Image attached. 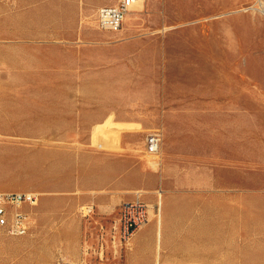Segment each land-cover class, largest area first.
Listing matches in <instances>:
<instances>
[{
  "label": "rangeland",
  "instance_id": "374dc122",
  "mask_svg": "<svg viewBox=\"0 0 264 264\" xmlns=\"http://www.w3.org/2000/svg\"><path fill=\"white\" fill-rule=\"evenodd\" d=\"M73 1L52 0L51 14L0 0V193L38 196L22 207L25 235L0 227V264H123L120 204L88 151L111 115L139 127L138 190L156 161L158 190L166 167L168 204L196 208L214 255L264 264V15L241 12L256 0H147L117 34L95 29L93 7L118 0H82L80 31ZM167 119L164 162L145 139ZM95 135L118 149V136Z\"/></svg>",
  "mask_w": 264,
  "mask_h": 264
},
{
  "label": "crops",
  "instance_id": "0c3cea01",
  "mask_svg": "<svg viewBox=\"0 0 264 264\" xmlns=\"http://www.w3.org/2000/svg\"><path fill=\"white\" fill-rule=\"evenodd\" d=\"M82 2V0H74L70 6V11L73 13V30H77L78 27V12ZM38 4L39 10L42 12L49 11L52 14L58 11L52 0L50 4L39 0ZM115 4L116 2H112V5ZM99 7L102 6H94L93 8L97 10ZM81 28L82 25H79L77 31H80ZM135 128L139 127L133 125V122L123 119L113 122L111 115L104 123L94 126L93 137L89 139L88 148L92 155L90 157L91 165L95 163L94 159H99L97 161L100 162L97 171L100 174V179L105 181L104 186L110 190L113 205L120 204L121 206L124 203L131 202L136 198L137 193H139L141 200L143 195L155 197L153 202L142 200L148 207V221L134 234L127 245L121 246L120 251L116 249V253H122L123 264H249L243 253L240 257L230 256L228 253L225 254V257H222L218 253L219 250H217L214 255V242L207 237L210 232L204 234L202 222L198 221L194 215L196 212L195 207L188 205L178 210L180 207L168 204L170 196L165 182L169 180V176L165 170L166 167L161 172V189L158 190L155 175L158 163L149 159L147 164L151 172L146 175L143 190L137 189L140 174L136 163V154L133 153V144L140 135L138 134L139 130ZM161 128L159 131L162 136L161 157H163L164 162H167L169 155L167 149L172 145L170 134L173 128L170 126L168 119L165 120V123L162 122ZM100 131L108 135L110 139H116L118 136L116 145L120 151H117L116 148L104 149L100 144L94 146L92 138L95 142V134ZM90 172L93 173L94 169H90ZM157 202L159 206L157 213H155L153 204ZM175 212L187 213L188 216L176 220L177 217L170 216L171 213Z\"/></svg>",
  "mask_w": 264,
  "mask_h": 264
},
{
  "label": "built area",
  "instance_id": "2783aa9c",
  "mask_svg": "<svg viewBox=\"0 0 264 264\" xmlns=\"http://www.w3.org/2000/svg\"><path fill=\"white\" fill-rule=\"evenodd\" d=\"M147 0H118L115 5L99 7L94 15L95 28L104 33H118L127 16L136 5H143ZM162 136L160 132H153L145 139V151L148 155L156 156L161 150ZM38 196L33 193H0V227L7 228L12 236H23L27 233L30 218L23 212L24 205L35 206ZM89 213V211H88ZM148 221V207L136 198L120 206L119 224L114 227L115 235L112 243L116 245L117 238L121 246L127 245L134 234ZM117 236V237H116Z\"/></svg>",
  "mask_w": 264,
  "mask_h": 264
},
{
  "label": "bare ground",
  "instance_id": "6f19581e",
  "mask_svg": "<svg viewBox=\"0 0 264 264\" xmlns=\"http://www.w3.org/2000/svg\"><path fill=\"white\" fill-rule=\"evenodd\" d=\"M256 4H257V6L253 5V6L249 7V8H244V9H242L241 12L247 13L249 10H252V11H258V12H260V14L264 15V0H256ZM138 7H140V5L134 6L132 11H135V9L138 8Z\"/></svg>",
  "mask_w": 264,
  "mask_h": 264
}]
</instances>
